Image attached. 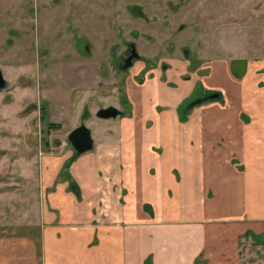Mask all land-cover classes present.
<instances>
[{
    "label": "crops",
    "instance_id": "obj_1",
    "mask_svg": "<svg viewBox=\"0 0 264 264\" xmlns=\"http://www.w3.org/2000/svg\"><path fill=\"white\" fill-rule=\"evenodd\" d=\"M225 63L214 70L227 84L201 77L193 93L219 98L184 120L176 109L194 77L183 78L178 60L154 70L134 97L123 147L95 146L69 166L79 198L57 179L64 159H44L39 227L0 236V264H264V58ZM176 127L184 145L167 148Z\"/></svg>",
    "mask_w": 264,
    "mask_h": 264
},
{
    "label": "rangeland",
    "instance_id": "obj_2",
    "mask_svg": "<svg viewBox=\"0 0 264 264\" xmlns=\"http://www.w3.org/2000/svg\"><path fill=\"white\" fill-rule=\"evenodd\" d=\"M132 50L136 57L126 68ZM263 58L264 0H0V69L7 83L0 89V236L39 227L44 159L68 162L57 179L75 182L80 193L69 171L78 156L67 136L81 122L93 147H123L120 132L138 117L134 97L154 70L178 60L186 69L183 78L194 77L176 109L184 120L202 81L228 83L214 67L234 61L243 68ZM108 106L121 116L96 115ZM141 127L156 133L151 120ZM177 130L170 128L167 148L184 145ZM135 142L128 143L138 147Z\"/></svg>",
    "mask_w": 264,
    "mask_h": 264
},
{
    "label": "water",
    "instance_id": "obj_3",
    "mask_svg": "<svg viewBox=\"0 0 264 264\" xmlns=\"http://www.w3.org/2000/svg\"><path fill=\"white\" fill-rule=\"evenodd\" d=\"M184 52L186 54L187 50L184 49ZM134 57H136V53L134 50H132L130 55L125 61V66L130 64L131 59ZM5 86H6V80L4 79L3 74L0 70V89L4 88ZM219 96L220 93L218 91L208 92L202 97H196L194 99H191L186 105V109H191L193 106L201 104L204 101L217 99L219 98ZM118 114H120V111L114 106L100 108L96 112V115L100 118H114ZM67 139L74 151L75 156H79L84 152L91 150L93 148V138L91 136V131L84 123H81L76 128H73L69 132Z\"/></svg>",
    "mask_w": 264,
    "mask_h": 264
},
{
    "label": "trees",
    "instance_id": "obj_4",
    "mask_svg": "<svg viewBox=\"0 0 264 264\" xmlns=\"http://www.w3.org/2000/svg\"><path fill=\"white\" fill-rule=\"evenodd\" d=\"M74 157H77V156L74 155ZM67 165H68V162L64 163L63 164L64 168L67 167ZM69 188L73 191V193L76 195V197L79 198L80 193H79V189H78L77 185L75 184V182L70 181Z\"/></svg>",
    "mask_w": 264,
    "mask_h": 264
},
{
    "label": "flooded vegetation",
    "instance_id": "obj_5",
    "mask_svg": "<svg viewBox=\"0 0 264 264\" xmlns=\"http://www.w3.org/2000/svg\"><path fill=\"white\" fill-rule=\"evenodd\" d=\"M128 56H129V55H128V53H127V55H126V57H125V61H126V59L128 58ZM132 59L134 60V58H132ZM132 59H131V62H132ZM123 66L126 67V68H128V67L130 66V64H128L127 66H125V64H124ZM162 69H166V65H163V66H162ZM0 70H1V69H0ZM1 72H2V71H1ZM4 79H5V78H4ZM6 85H7V83H6ZM5 87H6V86H5ZM5 87H4V88H5ZM2 89H3V88H2ZM119 111H120V110H119ZM121 114H122V111H120V114H118L117 116H121ZM99 118H100V117H99ZM81 123H82V122H81ZM81 123H80V124H81ZM80 124H79V125H80ZM75 128H76V127H75ZM73 153H74V151H73Z\"/></svg>",
    "mask_w": 264,
    "mask_h": 264
}]
</instances>
